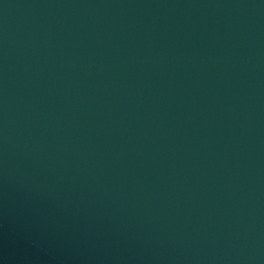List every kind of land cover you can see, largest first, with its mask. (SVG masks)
Instances as JSON below:
<instances>
[{
  "label": "water",
  "instance_id": "obj_1",
  "mask_svg": "<svg viewBox=\"0 0 264 264\" xmlns=\"http://www.w3.org/2000/svg\"><path fill=\"white\" fill-rule=\"evenodd\" d=\"M195 83L264 156V0H93Z\"/></svg>",
  "mask_w": 264,
  "mask_h": 264
}]
</instances>
